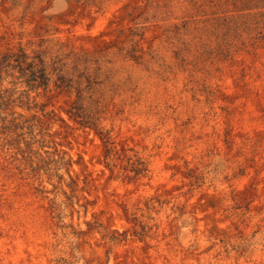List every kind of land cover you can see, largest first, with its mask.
Returning a JSON list of instances; mask_svg holds the SVG:
<instances>
[{
  "label": "rangeland",
  "instance_id": "1",
  "mask_svg": "<svg viewBox=\"0 0 264 264\" xmlns=\"http://www.w3.org/2000/svg\"><path fill=\"white\" fill-rule=\"evenodd\" d=\"M19 49L72 87L1 74L0 264H264V0H0Z\"/></svg>",
  "mask_w": 264,
  "mask_h": 264
},
{
  "label": "trees",
  "instance_id": "2",
  "mask_svg": "<svg viewBox=\"0 0 264 264\" xmlns=\"http://www.w3.org/2000/svg\"><path fill=\"white\" fill-rule=\"evenodd\" d=\"M7 72H10V74L16 72L15 78L19 83L24 84L27 90L37 88L46 89L49 86L53 74L56 76L54 81L56 87H72V78L67 76L62 68L51 67L49 69L46 61L40 54L30 56L22 49H19V52L0 54V78L2 73L7 74ZM88 78L86 77V82L89 81ZM75 83H78V85L75 86L76 95L70 105L69 113L81 126L93 129L100 136L105 146L103 163L112 171L116 165L115 159H119L117 151L113 146V141H111L109 132L99 127L98 109L85 103L82 89L79 86L80 83L77 80ZM134 157L135 159L133 160H131V157H127L129 168L126 166L123 167V170L127 173L126 177L129 180L137 179L147 172L146 163L139 157L135 155ZM130 172L132 175L128 174Z\"/></svg>",
  "mask_w": 264,
  "mask_h": 264
}]
</instances>
